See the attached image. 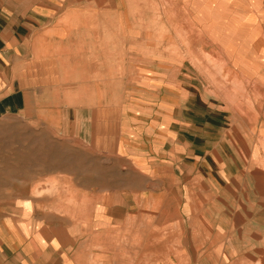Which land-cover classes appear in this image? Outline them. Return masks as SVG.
I'll use <instances>...</instances> for the list:
<instances>
[{
	"label": "crops",
	"instance_id": "0c3cea01",
	"mask_svg": "<svg viewBox=\"0 0 264 264\" xmlns=\"http://www.w3.org/2000/svg\"><path fill=\"white\" fill-rule=\"evenodd\" d=\"M171 2L174 6L168 7ZM235 5L246 11L243 0H0V119L37 111L50 114L64 137L140 168L159 155L175 160L177 146L193 148L200 158L195 161L199 172L194 171L198 166L193 162L185 161L192 157L184 152L180 165L174 161L172 169L184 165L186 177L175 172L158 174L168 179L167 184L173 183L148 187L145 196L142 190L135 192L143 202L149 195L160 199L166 194L181 197L179 202L184 204V190L193 180L199 179L200 190H207L203 180L209 179L208 148L213 139L209 132L215 131V139L222 141L236 137L235 125H241L238 117L243 113L224 104L209 106L205 90L197 88L200 97L192 96L188 73L193 66L172 53L191 50L193 42L207 50L208 44L214 45L208 41L211 32H218L225 25L220 21L227 20L231 21L226 24L229 33L222 34L213 49L225 53L229 67H259L241 53L256 43V30H260L250 31L251 18L230 12ZM170 20L176 28L190 32L192 26L196 28L189 48L176 44L174 31L167 33ZM112 83L120 90L111 91ZM129 85L137 90L128 91ZM196 112L200 115L193 121ZM141 173L142 179H156ZM217 176L225 178L220 173ZM261 190L264 193V184ZM226 191L228 197L221 203L235 196ZM260 195L248 187L239 189L238 197H245L243 203L248 206L263 203L264 211ZM136 205L138 212L149 210ZM117 211L123 212L121 208ZM111 212L101 213L94 223L111 224ZM14 219L0 215V264H80L81 254L74 249L84 227L73 225L72 235L52 234L46 229L29 231L26 220ZM258 223L264 228V216ZM31 224L35 228V221Z\"/></svg>",
	"mask_w": 264,
	"mask_h": 264
},
{
	"label": "rangeland",
	"instance_id": "374dc122",
	"mask_svg": "<svg viewBox=\"0 0 264 264\" xmlns=\"http://www.w3.org/2000/svg\"><path fill=\"white\" fill-rule=\"evenodd\" d=\"M243 1L246 11L235 5L230 12L251 18L250 31L259 28L256 43L241 53L257 61L259 67H229L225 53L213 49L222 34L229 33L226 24L231 21L227 20H221L225 25L208 37L215 46L208 44V49L202 51L199 43L195 46L193 42L191 50L172 53L193 66L188 73L193 81L192 96L200 97L199 88L206 91L209 106L224 104L227 109L234 107L243 113L238 117L241 125H235L236 137L222 141L215 139V131L209 132L213 138L208 148L209 179L203 180L207 190L201 191L200 180L196 179L184 190V204L179 202L181 197L178 200L177 195L166 194L160 199L149 195L143 202L136 191L142 190L141 196H145L148 187L168 183L158 174L175 172L186 177L184 165L172 169L174 161L180 165L182 153H190L192 159L185 161L198 166L194 171L201 170L195 164L200 158L193 148L177 146L171 162L170 156L159 155L158 160L142 164L144 168L130 166L119 157H106L80 141L64 137L54 116L37 111L0 119V215L26 220L29 231L46 229L52 234L63 231L72 235L73 225L84 227L86 231L80 234V244L74 249L81 254L80 264H264V228L258 223L264 216L260 208L263 203L248 206L243 203L245 197H238L239 189L248 187L261 194L260 201L264 197V0ZM174 25V20L168 21L167 33L175 32L176 44L189 48L188 42L197 36L196 28L192 26L190 32ZM118 86L112 83L111 91H119ZM129 86L128 91L137 90ZM188 99L195 101L194 97ZM199 115L196 112L193 121ZM222 143L224 146H218ZM141 172L155 181L142 179ZM219 173L224 180L218 178ZM226 190L235 196L230 192L233 201L229 196V202L221 203L228 197ZM137 203L149 210L136 211ZM119 208L122 213L117 211ZM111 210V224L94 223L101 213ZM31 221H35V228ZM139 240L143 242L137 249ZM67 248L73 251L71 245Z\"/></svg>",
	"mask_w": 264,
	"mask_h": 264
},
{
	"label": "bare ground",
	"instance_id": "6f19581e",
	"mask_svg": "<svg viewBox=\"0 0 264 264\" xmlns=\"http://www.w3.org/2000/svg\"><path fill=\"white\" fill-rule=\"evenodd\" d=\"M107 83H108V82H107ZM142 242H143L142 240H139V242H138L137 244L135 243V244H136L135 247L137 246L136 248H137V249H140V245H142ZM132 250H133V249H132ZM134 251H136V249H135ZM171 257H172V256H171ZM165 263H166V262H165Z\"/></svg>",
	"mask_w": 264,
	"mask_h": 264
}]
</instances>
